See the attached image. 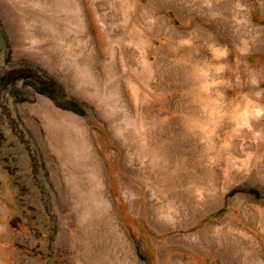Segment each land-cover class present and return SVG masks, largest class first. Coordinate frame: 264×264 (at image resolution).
<instances>
[{"label": "rangeland", "instance_id": "rangeland-1", "mask_svg": "<svg viewBox=\"0 0 264 264\" xmlns=\"http://www.w3.org/2000/svg\"><path fill=\"white\" fill-rule=\"evenodd\" d=\"M0 264H264V0H0Z\"/></svg>", "mask_w": 264, "mask_h": 264}]
</instances>
